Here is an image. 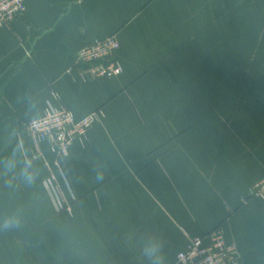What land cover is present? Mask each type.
<instances>
[{"label":"crops","instance_id":"crops-1","mask_svg":"<svg viewBox=\"0 0 264 264\" xmlns=\"http://www.w3.org/2000/svg\"><path fill=\"white\" fill-rule=\"evenodd\" d=\"M25 1L0 27V264H150L148 236L180 264L215 228L264 264V0ZM109 36L120 75L75 65ZM50 107L96 117L62 155L26 128Z\"/></svg>","mask_w":264,"mask_h":264},{"label":"built area","instance_id":"built-area-1","mask_svg":"<svg viewBox=\"0 0 264 264\" xmlns=\"http://www.w3.org/2000/svg\"><path fill=\"white\" fill-rule=\"evenodd\" d=\"M26 11L25 0H0V27L20 18ZM121 44L115 36L85 44L75 55V65H85L93 77H115L123 72L118 53ZM95 115L76 118L66 107H50L46 113L27 122L26 128L33 136L47 142L62 155L72 145L74 139L84 136L93 123ZM58 165V162H55ZM53 190L58 193L54 174L49 177ZM251 197L264 200V177L254 183ZM180 264H243L239 249L225 241L221 229L215 228L205 236L191 238L187 248L177 254Z\"/></svg>","mask_w":264,"mask_h":264},{"label":"clouds","instance_id":"clouds-1","mask_svg":"<svg viewBox=\"0 0 264 264\" xmlns=\"http://www.w3.org/2000/svg\"><path fill=\"white\" fill-rule=\"evenodd\" d=\"M19 147V146H18ZM5 168L8 171H14L17 167L16 152L13 151L12 156L5 162ZM38 172L33 169L32 161L25 160L24 166L21 168L19 175L23 178L24 182L31 185L35 182ZM98 179H103L102 176H98ZM9 186H11V181H9ZM7 226H19L18 220H9L6 222ZM142 254L148 259L150 264H162V245L161 242L153 237H145L142 241L141 247Z\"/></svg>","mask_w":264,"mask_h":264}]
</instances>
